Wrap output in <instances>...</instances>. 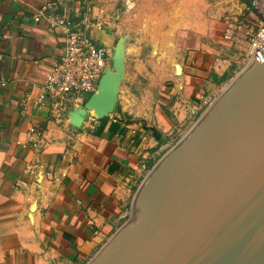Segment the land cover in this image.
Instances as JSON below:
<instances>
[{
    "label": "crops",
    "instance_id": "1",
    "mask_svg": "<svg viewBox=\"0 0 264 264\" xmlns=\"http://www.w3.org/2000/svg\"><path fill=\"white\" fill-rule=\"evenodd\" d=\"M103 1L0 0V264H87L120 228L177 127L211 104L240 60L224 27L190 30L187 8L176 7L171 85L149 95L130 83L101 134L105 119L75 128L68 112L54 118L42 99L66 43L52 22L101 19ZM46 2L56 7L44 10ZM92 32L98 45L112 44L108 30ZM33 128L43 132L37 146Z\"/></svg>",
    "mask_w": 264,
    "mask_h": 264
},
{
    "label": "water",
    "instance_id": "2",
    "mask_svg": "<svg viewBox=\"0 0 264 264\" xmlns=\"http://www.w3.org/2000/svg\"><path fill=\"white\" fill-rule=\"evenodd\" d=\"M127 41L101 45L111 67L68 111L73 127L115 113ZM88 264H264V46L150 170L129 220Z\"/></svg>",
    "mask_w": 264,
    "mask_h": 264
},
{
    "label": "rangeland",
    "instance_id": "3",
    "mask_svg": "<svg viewBox=\"0 0 264 264\" xmlns=\"http://www.w3.org/2000/svg\"><path fill=\"white\" fill-rule=\"evenodd\" d=\"M251 1L104 0L99 5V10L101 16L105 18H91V24L101 26L102 29L108 30L111 34V39H114L117 35H123L128 38L126 80L121 87L120 100L125 94L126 87L130 83L136 82V94L146 90L149 95L154 94L162 85L165 87L171 85V78L176 71V62H171V60L174 59L175 53L179 52V43L169 42V38L175 36L173 35V28L177 21H180L181 17L174 14V9L176 7L180 8V6L186 7L188 10L187 18L190 30L196 29L197 23L200 24L203 22L204 24H217L224 27L228 35L227 42L233 43L236 48V54L240 56L239 62L232 63L231 65L232 69L228 73L229 80L227 83L214 94L215 100L227 88L230 81L247 68L258 54L254 55L251 53V37L246 35V26L242 24L250 12ZM154 27H156V31H154ZM238 27L242 28L239 29ZM150 39L153 42L150 46L149 43H136L141 40L148 42ZM109 50V67H111L112 50ZM144 86L145 88H142ZM89 97L87 96L86 100ZM127 102L130 108L139 106L137 101H133V99H129ZM208 106L203 107L196 115H188L182 125L178 126L174 134L170 137L169 147L165 149L161 157L193 127ZM117 108H122V106H119L118 103ZM130 211L131 207L120 227L129 220ZM107 242H105L103 247Z\"/></svg>",
    "mask_w": 264,
    "mask_h": 264
},
{
    "label": "built area",
    "instance_id": "4",
    "mask_svg": "<svg viewBox=\"0 0 264 264\" xmlns=\"http://www.w3.org/2000/svg\"><path fill=\"white\" fill-rule=\"evenodd\" d=\"M55 7L56 3L46 2L43 9ZM242 24L246 26V35L251 37V53L256 55L264 46V0L251 1L250 12ZM52 25L64 27L66 43L60 60L46 74L42 99L47 102L51 116L61 119L69 110L83 105L87 96L96 91L100 78L109 67L110 50L97 44L91 21L71 22L60 18ZM30 135L37 146L43 132L33 128Z\"/></svg>",
    "mask_w": 264,
    "mask_h": 264
},
{
    "label": "trees",
    "instance_id": "5",
    "mask_svg": "<svg viewBox=\"0 0 264 264\" xmlns=\"http://www.w3.org/2000/svg\"><path fill=\"white\" fill-rule=\"evenodd\" d=\"M228 77H229V74H228ZM118 109V108H117ZM116 109V110H117ZM107 119H105V120H103L102 121V126H101V128H100V130H99V132H98V134H101L103 131H104V129H105V126H106V124H107ZM118 129V126H114V128L113 129Z\"/></svg>",
    "mask_w": 264,
    "mask_h": 264
}]
</instances>
